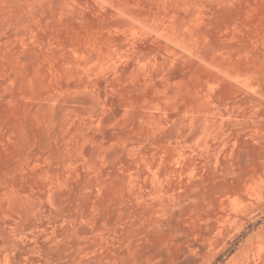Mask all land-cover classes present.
<instances>
[{"label": "rangeland", "instance_id": "obj_1", "mask_svg": "<svg viewBox=\"0 0 264 264\" xmlns=\"http://www.w3.org/2000/svg\"><path fill=\"white\" fill-rule=\"evenodd\" d=\"M0 264H264V0H0Z\"/></svg>", "mask_w": 264, "mask_h": 264}]
</instances>
